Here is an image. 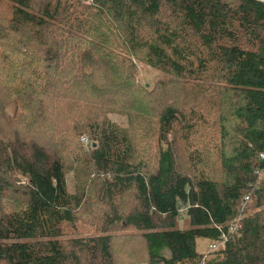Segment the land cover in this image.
Returning a JSON list of instances; mask_svg holds the SVG:
<instances>
[{"label": "trees", "instance_id": "1", "mask_svg": "<svg viewBox=\"0 0 264 264\" xmlns=\"http://www.w3.org/2000/svg\"><path fill=\"white\" fill-rule=\"evenodd\" d=\"M263 152V1L0 0V264H264Z\"/></svg>", "mask_w": 264, "mask_h": 264}, {"label": "rangeland", "instance_id": "2", "mask_svg": "<svg viewBox=\"0 0 264 264\" xmlns=\"http://www.w3.org/2000/svg\"><path fill=\"white\" fill-rule=\"evenodd\" d=\"M138 77L141 83L143 84H147V81H155L157 80L160 76L163 75V72L158 70L157 68H154L152 66H150L149 64H147L144 61H139L138 62ZM12 110V109H11ZM115 120H117V116H112ZM119 120V119H118ZM82 141V140H81ZM82 143L88 147L90 146V141L88 143H85L84 141H82ZM74 180L72 178V174L68 175V189L70 192L75 191V187H74ZM186 215V213L184 214ZM183 215V216H184ZM80 221V225H84L87 221L85 220H79ZM186 222V218L182 217L179 220L180 226L181 228H183V224H185ZM189 226V224L187 225V227ZM84 230H87L86 228H83ZM83 234H88L86 231ZM212 242L209 241V239H206L204 237H200L198 238V251H204V250H208L212 247ZM134 244H136L137 246L139 245V241H135ZM142 264H144V262H142Z\"/></svg>", "mask_w": 264, "mask_h": 264}, {"label": "built area", "instance_id": "3", "mask_svg": "<svg viewBox=\"0 0 264 264\" xmlns=\"http://www.w3.org/2000/svg\"><path fill=\"white\" fill-rule=\"evenodd\" d=\"M260 1H263V2H264V0H260ZM81 140L84 141L85 143H88V142H89V139H88V137H86V136H82V137H81ZM260 156H261L262 159H264V152L261 153ZM245 199L248 200V197H245ZM213 247H215L214 244H212V248H213Z\"/></svg>", "mask_w": 264, "mask_h": 264}]
</instances>
